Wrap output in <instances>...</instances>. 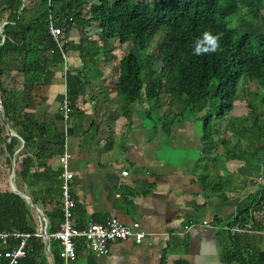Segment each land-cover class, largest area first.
I'll list each match as a JSON object with an SVG mask.
<instances>
[{
  "label": "trees",
  "instance_id": "obj_1",
  "mask_svg": "<svg viewBox=\"0 0 264 264\" xmlns=\"http://www.w3.org/2000/svg\"><path fill=\"white\" fill-rule=\"evenodd\" d=\"M51 24L66 28L60 44L51 35ZM73 29L81 37L75 47L80 69L66 77L73 111L84 83L90 85L101 77L99 59L117 61L112 53L118 42L122 54L116 90L125 100L126 119L131 121L137 106L143 108L145 103L146 114L159 116L157 121L151 119L165 125L188 115H203V140L218 151L214 138L223 136L222 123L237 101L245 100L249 111L246 119L225 125L237 138L238 149L229 138L221 139V145L228 158L262 168L264 93H258L255 83L264 90V0H0V101L10 128L25 139V154H35L36 142L44 138L47 143L55 140L57 155L64 154L59 129L40 124L33 111L34 99L43 95L55 69L64 65V54L73 49L66 42ZM91 30L97 40L89 38ZM204 32L219 36V48L195 55L194 41ZM161 34L162 42L152 49ZM51 137L55 139L49 141ZM8 138L0 115V157L6 153L13 157L16 152V144L8 143ZM7 162L11 166L10 158ZM20 167L26 181L31 175L36 180L41 176L37 173L40 163L32 173L34 163L28 156ZM261 193L259 201L244 209L235 225H252L261 231L264 189ZM55 211L48 214L51 233L63 221L61 202ZM29 225L37 226L27 200L10 191L0 192V231L31 235L27 258L20 264H39L42 257L47 264L44 239ZM245 237L231 234V246L223 252L226 263L255 264L258 250L244 245ZM52 252L55 264H64L59 245L53 242Z\"/></svg>",
  "mask_w": 264,
  "mask_h": 264
},
{
  "label": "crops",
  "instance_id": "obj_2",
  "mask_svg": "<svg viewBox=\"0 0 264 264\" xmlns=\"http://www.w3.org/2000/svg\"><path fill=\"white\" fill-rule=\"evenodd\" d=\"M94 35L90 32L88 36L97 40ZM80 38L76 29L66 38L73 46L67 54L69 72L80 69L75 48ZM114 47L112 54L118 57L117 61L107 63L99 59L97 70L101 77L90 85L84 83L76 108L72 109V119L66 121L64 116L69 73L64 65L55 69L51 84L42 96L34 99L33 112L40 124L59 129L64 153L71 156L74 226L105 224L116 217L127 226L139 224L146 236L141 244L133 240L114 243L105 256L95 255L82 243L77 247V258L70 264H228L223 252L231 246V234L248 236L242 243L258 250L255 264H264V222L261 231L251 228L252 225L235 231L234 224L244 209L254 207L262 197L259 192L264 189V182L259 183L258 179L264 178V170L247 165L244 160L228 158L227 149L221 145V139L229 138L238 149L237 138L225 125L246 119L249 111L245 100L222 123L223 136L214 138L218 151L203 140V115H188L165 125L161 120H152L157 121L159 116L146 114L145 103L143 108L137 106V113L129 121L123 113L125 100L116 90L122 50L118 42ZM260 90L257 89L258 93L263 94L264 90ZM13 132L16 138H8L7 142L16 144L14 156L6 153L0 157V192L26 194L42 211L51 232L48 214H55L60 202L62 207V156L57 155L53 145L55 137L49 143L45 138L38 140L35 154H25L24 137ZM26 156L33 160L32 173L40 163L38 180L32 179L33 175L29 181L22 177L20 164ZM32 209L37 226L29 228L40 237L42 223ZM52 242L59 244L50 240L53 255ZM38 263L44 264L43 257Z\"/></svg>",
  "mask_w": 264,
  "mask_h": 264
},
{
  "label": "built area",
  "instance_id": "obj_3",
  "mask_svg": "<svg viewBox=\"0 0 264 264\" xmlns=\"http://www.w3.org/2000/svg\"><path fill=\"white\" fill-rule=\"evenodd\" d=\"M65 30V27H57L54 24L50 26L51 35L58 44H60ZM64 60L65 72L67 73L71 70L67 62V54H64ZM63 109L65 120L68 121L72 113V106L67 97L64 100ZM70 160L71 156L68 152H65L61 157L63 168V183L61 186L63 221L55 233L50 232L49 234V239L55 240L59 244L63 263L70 264L77 258V247L82 243L87 245L97 256L108 255L110 246L117 242L133 240L141 244L146 234L141 230L139 224L127 226L122 224L116 217H111L105 224L92 222L85 228L74 226L73 208L75 200L71 194L73 174L70 170ZM262 168L264 170V149ZM258 181L263 183V176H260ZM205 225L210 226L207 222ZM239 227L241 226L237 225L235 231H238ZM186 229L188 230L189 227H186ZM39 236L42 237V233ZM30 237V234H20L16 231H0V264H20L21 261L26 259L28 255L27 243Z\"/></svg>",
  "mask_w": 264,
  "mask_h": 264
},
{
  "label": "water",
  "instance_id": "obj_4",
  "mask_svg": "<svg viewBox=\"0 0 264 264\" xmlns=\"http://www.w3.org/2000/svg\"><path fill=\"white\" fill-rule=\"evenodd\" d=\"M4 44V41L2 42V45ZM0 115H1V118L4 122V125L6 127V130L8 132V135H9V138L11 140H14V138H16V134L13 132V130L10 128L6 118H5V115H4V111H3V108H2V102L0 101ZM13 168L15 169V167L13 166ZM15 174V171L13 170V176ZM19 196L23 197L24 199L27 200V202L32 205V207L35 208L38 216H39V219L41 220V223H43V227H42V237L44 239V242H45V248H46V257L49 261V264H55V259L53 258V255L51 253V249H50V239H49V234H50V228H49V225L46 224L45 222V219H44V215L42 213V211L36 206V204L34 202H32L30 200V198L24 194V193H19L18 194Z\"/></svg>",
  "mask_w": 264,
  "mask_h": 264
},
{
  "label": "clouds",
  "instance_id": "obj_5",
  "mask_svg": "<svg viewBox=\"0 0 264 264\" xmlns=\"http://www.w3.org/2000/svg\"><path fill=\"white\" fill-rule=\"evenodd\" d=\"M219 48V36L211 32H204L193 44V53L203 55L214 52Z\"/></svg>",
  "mask_w": 264,
  "mask_h": 264
},
{
  "label": "rangeland",
  "instance_id": "obj_6",
  "mask_svg": "<svg viewBox=\"0 0 264 264\" xmlns=\"http://www.w3.org/2000/svg\"><path fill=\"white\" fill-rule=\"evenodd\" d=\"M111 1H114V0H111ZM91 33L93 34L94 31L91 30ZM89 34H90V33H89ZM162 39H163V34L159 35V36L154 40V42H153V44H152V49H153L154 47L158 46V45L162 42ZM156 69L159 70V69H160V65H158V66L156 67ZM255 86H257V87H258L259 89H261L262 92H263V89H262V87L260 86V84L255 83ZM261 90H260V91H261ZM236 105H244V102H243L242 100H241V101H237Z\"/></svg>",
  "mask_w": 264,
  "mask_h": 264
},
{
  "label": "bare ground",
  "instance_id": "obj_7",
  "mask_svg": "<svg viewBox=\"0 0 264 264\" xmlns=\"http://www.w3.org/2000/svg\"><path fill=\"white\" fill-rule=\"evenodd\" d=\"M15 165V164H14ZM42 227H43V223H42V226H41V230H42Z\"/></svg>",
  "mask_w": 264,
  "mask_h": 264
}]
</instances>
